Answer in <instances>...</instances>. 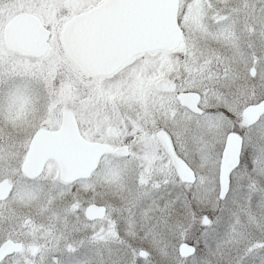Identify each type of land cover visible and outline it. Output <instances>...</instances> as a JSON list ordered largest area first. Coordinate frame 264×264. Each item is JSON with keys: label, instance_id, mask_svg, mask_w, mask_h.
Masks as SVG:
<instances>
[{"label": "snow or ice", "instance_id": "snow-or-ice-1", "mask_svg": "<svg viewBox=\"0 0 264 264\" xmlns=\"http://www.w3.org/2000/svg\"><path fill=\"white\" fill-rule=\"evenodd\" d=\"M0 264H264V0H0Z\"/></svg>", "mask_w": 264, "mask_h": 264}]
</instances>
